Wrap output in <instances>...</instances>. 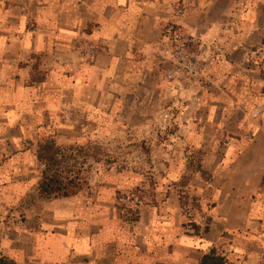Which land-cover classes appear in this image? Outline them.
Masks as SVG:
<instances>
[{"label":"crops","instance_id":"obj_1","mask_svg":"<svg viewBox=\"0 0 264 264\" xmlns=\"http://www.w3.org/2000/svg\"><path fill=\"white\" fill-rule=\"evenodd\" d=\"M248 2L252 6L229 8L225 0H0V262L197 264L214 248L227 253L225 264H264L263 99L246 109L252 111L244 113L251 118L247 126L236 121L228 130L239 138L227 153L206 150L186 185L209 219L208 233L199 238L180 232V168L166 169L163 200L157 189L154 200L135 205L138 220L127 222L116 213L110 192L104 195L100 188L92 199L81 193L41 198L34 144L29 150L23 146L38 141L48 127L77 125L73 108L89 121L94 111H114L121 103L126 110L146 109L152 100L137 98L144 92L157 105L169 100L177 106L173 122L179 139L205 149V127L212 125L219 136L226 130L223 120L238 93L217 63L236 64L238 52L264 46V0ZM231 13L246 18L226 26L211 22ZM195 19L202 21L199 29L192 24ZM229 26L233 34L227 37ZM169 27L186 33L214 65L217 98L205 100L203 91L177 80L147 84L155 79L154 67H160L153 47L165 44ZM216 44L230 47L228 60L207 55ZM136 54L141 60L134 59ZM36 74L40 82L31 83ZM160 109L167 113L170 107L161 104ZM198 111L205 112L204 120L195 118ZM241 134L250 135L249 141ZM114 184L108 182V189Z\"/></svg>","mask_w":264,"mask_h":264},{"label":"rangeland","instance_id":"obj_2","mask_svg":"<svg viewBox=\"0 0 264 264\" xmlns=\"http://www.w3.org/2000/svg\"><path fill=\"white\" fill-rule=\"evenodd\" d=\"M225 3L229 8H232L236 4H239L242 8L252 6L249 5L248 0H239L236 3H234V0H225ZM245 18V15L231 13L224 16L220 21L211 19V22H220L226 26L231 21L237 19L244 21L243 19ZM201 22V20L195 19L192 24L195 29H199L202 27ZM261 25V27H264L263 24ZM230 28L229 26V29L226 30L225 34L227 37L233 32ZM179 35L188 41L186 52L193 56L196 74H192L193 77L190 76V78L181 63H176L171 49L172 44L167 39L164 45L153 47V59L156 63H159L160 67L158 69L154 67L155 79H149L147 84L155 87V83L157 82L163 83L165 81L171 82L177 80L190 90L198 88L200 91H203L205 93V100L208 99L210 101L217 98L218 94L213 93L215 92L213 89H215L217 83L213 76V71H215L214 65H211L203 55L199 54L200 51L196 42L189 38L186 33L181 31ZM261 41L264 43V38ZM209 48L212 51L208 50V56L216 55L220 56V58L229 59L230 47L225 48L221 44H216ZM237 55L240 58L236 64L217 63V71L222 75L229 76V79L231 77V80L234 81L232 86L233 88L236 87L238 93L234 95L237 100H232L230 103L234 105L235 103L233 102H236V104L231 106L232 108L227 109L225 115V119L226 117L227 119L223 120L226 124L224 127L226 130L219 136L213 130L214 127L212 125L205 127L204 133H207L209 136V143L212 141V144L207 143L204 146V148L206 147L205 149H203V146L200 148L197 141L196 143H190L179 139V135L176 134V126L173 122L179 112L177 106L172 108V103L169 100H165L157 105L155 97L151 94L147 96L144 92H141L137 98L143 99L147 97L148 101L152 100L150 106L146 107V109L126 110L121 107V103V106H118L114 111H107L104 107L98 111H94L93 115L95 117L89 121L85 119V117H88L87 114L84 117L82 111L73 108L71 110L73 117L76 115L79 117L77 125L48 127L47 131L43 132L38 140L43 137H49L63 150L73 147L86 148L89 155L87 158H83V155L77 156L76 153H66L72 155L74 158L69 163L71 169L75 172H81L82 170V177L87 182L88 189L82 191L81 195L83 198L92 199L97 196L100 189L104 195L109 191L112 198L115 199L116 213H121L119 210L122 207L134 210L135 205L141 207L143 202L144 204L149 203L151 200H154L157 189H159L158 198L162 201L166 192L165 184L161 182L166 178V169L171 166H176L182 170L178 192L187 193L189 197H194L190 194L189 188L183 185H187L191 181L194 172L203 161L205 151L210 150L211 153H220V155L227 153V147L235 143L233 140L239 138L231 136L228 130L234 127L236 121H239V124L243 122V125L247 126L251 118H246L244 113L252 115V111L246 109L249 108L250 103L256 102V98H260L258 102L261 99L264 100V86L261 87V85H264V46L251 45L248 46L246 52H238ZM134 57L136 60H141V55L139 54H136ZM164 73L172 77L170 79L164 78L161 81L158 77L164 75ZM40 80L41 77L39 74H36L32 76L30 81L31 83H37ZM251 84L254 85L253 90L250 88ZM257 84H260V88L258 89L255 87ZM248 88L249 91H247ZM223 98L227 100L224 96ZM63 103L69 102L64 101ZM161 104H166V107H170L167 113L160 109ZM150 107L152 108L150 109ZM194 116L201 120H204L206 117L204 111L195 112ZM71 121L73 123L76 122L74 118ZM251 124H254V126L259 125L256 122ZM241 135L249 141L250 135ZM31 143L34 144L33 153H35L37 140L36 142L27 141L23 143V146L25 150H29L32 148ZM238 152L239 150H228V153ZM37 171L40 176V172L42 171L40 163H38ZM108 182L115 183L112 185L113 189H108ZM160 184H162V188L158 187ZM184 202V209H180L179 212L181 217L180 232L185 236H193V225H197L196 223L199 222L200 224L198 223L199 225L197 226L201 234L204 228L209 225V219L206 214L201 212L199 201L195 202L191 198H188ZM199 218L200 221H198ZM189 256L190 254H187V258ZM192 260H194V257Z\"/></svg>","mask_w":264,"mask_h":264},{"label":"trees","instance_id":"obj_3","mask_svg":"<svg viewBox=\"0 0 264 264\" xmlns=\"http://www.w3.org/2000/svg\"><path fill=\"white\" fill-rule=\"evenodd\" d=\"M66 153H76L77 156L87 158L88 151L84 147H73L63 150L58 147L53 139L43 137L36 143L35 156L38 163L42 166L40 172V179L38 183V194L41 198L46 200L70 198L87 190V182L82 177V170L73 171L69 166L70 161L74 158L72 155ZM186 187V185H183ZM260 190L264 191V176L261 179ZM191 198L192 201H197L195 197H189L187 193L178 192V200L180 209H184L185 199ZM137 206V205H136ZM121 219L127 222H136L138 220L139 211L137 209L122 207ZM131 216V217H129ZM193 237H201L202 234L208 233V226L204 228L200 234V229L197 225H193ZM225 258L218 253L214 248L202 255L197 264H225ZM0 264H4L0 262Z\"/></svg>","mask_w":264,"mask_h":264},{"label":"built area","instance_id":"obj_4","mask_svg":"<svg viewBox=\"0 0 264 264\" xmlns=\"http://www.w3.org/2000/svg\"><path fill=\"white\" fill-rule=\"evenodd\" d=\"M166 35L168 41L172 44L171 49L173 51V57L177 64L182 65L184 69H186L188 76L193 77L192 74H196V70H194L193 56L189 55L186 52V46H188V41L186 38L179 35V32L175 30L173 27H169L166 29ZM174 44V45H173ZM164 75L158 77L161 81L164 78L170 79L171 75ZM190 77V78H191ZM227 253L223 254L225 256Z\"/></svg>","mask_w":264,"mask_h":264}]
</instances>
